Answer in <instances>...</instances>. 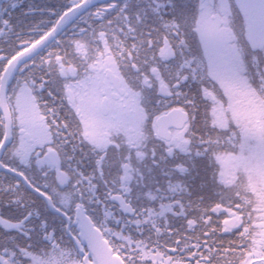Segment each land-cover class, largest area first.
Instances as JSON below:
<instances>
[{"label": "flooded vegetation", "instance_id": "1", "mask_svg": "<svg viewBox=\"0 0 264 264\" xmlns=\"http://www.w3.org/2000/svg\"><path fill=\"white\" fill-rule=\"evenodd\" d=\"M159 2L157 15V0H0V17L14 25L0 33V52L18 49L12 61L26 57L29 71L48 81L42 93H35V103L55 140L54 146L37 145L27 165L0 152V161L26 172L38 189L0 167V252L5 259L15 253L18 264H102L88 226L108 244L117 264H239L248 248L228 245L235 229L244 224L255 235L264 227L261 175L244 162L249 141L241 134L239 140L224 138L216 145L217 133L211 131L228 124L239 128L227 118L230 101L221 74L209 78L198 110L186 107L175 93L160 92L162 84L174 83L179 65L190 55L200 57L205 70L208 57L197 33L188 34L192 52L182 54L174 29L167 34L160 19H180L181 13L198 17V0H173L175 7ZM231 2L237 30L255 43V21ZM259 56L258 46L255 54L248 53L249 65L261 61ZM15 83L8 86L10 96ZM69 86L76 107L69 102ZM182 88L193 94L195 82ZM141 89L155 107L145 111L136 97ZM250 91L257 94L248 86L240 95ZM122 95L132 97L130 108L97 103L98 97L115 101ZM21 108L15 97L7 117L0 108V117L14 118L17 127L15 141L6 147L18 142Z\"/></svg>", "mask_w": 264, "mask_h": 264}, {"label": "snow or ice", "instance_id": "2", "mask_svg": "<svg viewBox=\"0 0 264 264\" xmlns=\"http://www.w3.org/2000/svg\"><path fill=\"white\" fill-rule=\"evenodd\" d=\"M167 4L175 7L173 0H167ZM235 4L250 21L257 18L264 21V0H235ZM16 6V4H13V8ZM162 6L163 4L157 0L156 8L153 11L159 15V9ZM197 7L199 8L198 17L181 13L180 19H177L175 16L172 18V21H167L163 17H160V19L164 29L167 30V34L173 35L172 30L174 29V35L179 40L182 54L184 50L192 52L188 34H198L199 41L204 47L205 55L208 57L207 69L205 70L204 61L200 57L190 55L179 65V68L174 74V83L162 84L160 92L169 96L175 93L177 97L182 98L186 107L198 110V100H206V94L209 91L210 84L209 78L216 77L222 73L230 82L226 85L227 88L251 86L256 92L264 96V71H256L260 68L261 61L258 59L251 66L248 63L249 52L255 54L258 46L260 50L264 51V35L260 36L255 43H249L244 38L242 35L243 30H237L235 8L231 0H198ZM13 29L14 25L8 17H0V33ZM104 38L105 32L100 31L99 40L103 41ZM75 43L78 48L83 47L80 41H75ZM25 46L26 44L24 43L19 45L21 48ZM96 47L99 48V44ZM104 47L107 48V44ZM17 50L14 48L6 54L0 52V108L3 109L4 117L9 115V105L13 97L16 98L17 104L22 105L18 142H14L11 147H6V145H8L9 140L15 141L17 136L15 120L13 118L11 122H8L4 117H0V152L4 153L9 159H19L21 163L27 165L29 157L36 150L37 145L43 146L44 143H48L54 146L55 140L46 132L43 117L40 116V110L36 107L35 103L39 98L35 93L38 90L42 93L48 81L44 76L37 78L29 71L31 65L28 63L26 57H21L13 62L11 57ZM18 69L20 73L27 74L17 75ZM61 72H63V69H61ZM13 79H15L16 83L10 96L8 94V86ZM189 80L195 82V92L193 94L183 91L182 88V85L188 83ZM212 87L215 88V85L212 84ZM136 97L144 105L145 111L148 110L149 105L156 106L155 101L151 97L143 95V89L136 94ZM68 99L73 107L77 106L74 101V90L70 86L68 87ZM97 103H112L117 108L128 109L131 107L133 99L131 96L125 98L122 95L118 100L112 101L110 97L103 96L97 98ZM70 112L71 109H69ZM213 115L215 116V110H213ZM207 124L208 121L206 119L205 125L207 126ZM70 126V124L65 125L66 128ZM37 130L42 134H34ZM211 131L217 133L216 145H219L220 140L224 138H227V142H231L233 140H239L241 134H243L245 139L251 135V130L247 127L235 128L230 124L219 129L212 128ZM85 134L87 135V132ZM261 140L264 141V131L261 132ZM208 143L209 148H211V139ZM96 150H99L98 145ZM37 156H39V153H37ZM40 162L41 164L45 163V161ZM0 167H3L6 172H17L16 168L9 164L7 160L0 161ZM17 174L20 176L21 181L28 182L26 172L21 170ZM28 183L34 190H38L31 182ZM20 188L21 182L17 181L15 183V189L19 190ZM261 214L264 215V212ZM70 219L71 217H69ZM81 234L84 235V231ZM257 235L260 237L259 239H256ZM88 238L95 248L96 241L94 237L89 235ZM221 243L224 242L221 241ZM227 243L233 248H243L246 246L249 249L248 255H251L257 251V245L264 246V227L254 235L250 226L245 227L244 224H241L240 228L235 229V236L231 237ZM4 251L7 252L8 250L5 249ZM262 256H264V253H262ZM0 264H18L15 253L9 255L8 259H5L4 253L0 252ZM73 264H81V262L73 261ZM83 264H87V262L85 261ZM239 264H249V261L242 256L239 259Z\"/></svg>", "mask_w": 264, "mask_h": 264}, {"label": "rangeland", "instance_id": "3", "mask_svg": "<svg viewBox=\"0 0 264 264\" xmlns=\"http://www.w3.org/2000/svg\"><path fill=\"white\" fill-rule=\"evenodd\" d=\"M252 21H255L257 36L260 37L264 35V21H261L259 18ZM262 53H264V51L260 50L259 57L263 58L260 67L261 70L264 71V55H262ZM221 76L222 88L228 95L230 101L227 107V118L229 117L239 128L247 127L251 130V135L246 139L242 134L243 141H249L250 143V151L243 153L245 157L244 162L252 165L249 167L250 170L253 169L255 173L258 171L261 175L259 177V189L264 199V141L261 140V132L264 131V96L258 94V92L254 95L252 91H250V95H240V92H243V88H227L226 85L230 82L226 79L224 74L221 73ZM256 239H259L258 235ZM248 251L249 249L244 253H246L245 258L249 262L254 259L256 260L255 263H257L259 259L264 258V256H262V253H264V246L257 247V251L253 252L251 255H248Z\"/></svg>", "mask_w": 264, "mask_h": 264}, {"label": "water", "instance_id": "4", "mask_svg": "<svg viewBox=\"0 0 264 264\" xmlns=\"http://www.w3.org/2000/svg\"><path fill=\"white\" fill-rule=\"evenodd\" d=\"M87 231H88V235H91L92 237H94L95 241H96V247L94 248L92 243V247H93V251L94 253L100 258V261L102 262V264H117L114 261L113 255H112V251L111 249L108 247V244L103 240V238L99 237V235L97 234V231L93 230L90 227H86ZM263 259V258H262Z\"/></svg>", "mask_w": 264, "mask_h": 264}, {"label": "trees", "instance_id": "5", "mask_svg": "<svg viewBox=\"0 0 264 264\" xmlns=\"http://www.w3.org/2000/svg\"><path fill=\"white\" fill-rule=\"evenodd\" d=\"M262 61H263V58L261 57V62H262ZM261 260H262V258L259 259L258 261H261ZM262 261H263V260H262ZM255 262H256V261H253V260H252L251 262H249V264H255Z\"/></svg>", "mask_w": 264, "mask_h": 264}, {"label": "clouds", "instance_id": "6", "mask_svg": "<svg viewBox=\"0 0 264 264\" xmlns=\"http://www.w3.org/2000/svg\"><path fill=\"white\" fill-rule=\"evenodd\" d=\"M194 55V54H193ZM262 55H264V53H262Z\"/></svg>", "mask_w": 264, "mask_h": 264}]
</instances>
